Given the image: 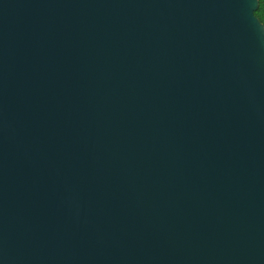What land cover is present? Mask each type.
<instances>
[{
    "label": "water",
    "instance_id": "water-1",
    "mask_svg": "<svg viewBox=\"0 0 264 264\" xmlns=\"http://www.w3.org/2000/svg\"><path fill=\"white\" fill-rule=\"evenodd\" d=\"M259 0H0V264H264Z\"/></svg>",
    "mask_w": 264,
    "mask_h": 264
},
{
    "label": "trees",
    "instance_id": "trees-1",
    "mask_svg": "<svg viewBox=\"0 0 264 264\" xmlns=\"http://www.w3.org/2000/svg\"><path fill=\"white\" fill-rule=\"evenodd\" d=\"M260 7L259 10L256 12L257 18L264 24V0H259Z\"/></svg>",
    "mask_w": 264,
    "mask_h": 264
}]
</instances>
